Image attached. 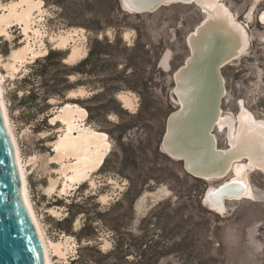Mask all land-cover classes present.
<instances>
[{
	"label": "rangeland",
	"instance_id": "374dc122",
	"mask_svg": "<svg viewBox=\"0 0 264 264\" xmlns=\"http://www.w3.org/2000/svg\"><path fill=\"white\" fill-rule=\"evenodd\" d=\"M13 1L0 0L4 6ZM44 2V16L37 18V28L43 34L38 39L37 36L32 39L42 45V49H48V53L50 50H61L67 59L71 47L55 48L51 38L74 28L85 29L86 38L77 43L84 46L88 54L95 40L116 42L121 37L124 42L115 44L114 54L123 59L117 69L107 66L103 73L71 76L74 88L65 99L51 98L47 102L49 107L45 108L48 110L43 113L38 111L36 104L27 106L21 103V99L29 94L33 86L41 89V80L34 75L40 67L35 61L46 55L27 60L14 77L9 76L4 64L9 62L14 49L25 45L26 35L22 27L13 24L8 28V35L0 36V71L5 99L26 166L32 203L47 237L53 242L65 243L69 249L68 255L63 258L52 253L53 263L107 264L98 249L104 253L110 251L119 238L132 240L150 235L159 240L174 230L175 223L189 222L186 230H190L193 222L209 225V238L213 244L208 248L210 254L219 259L218 264H264V174L249 172L256 198L226 201L228 211L221 214L205 205V194L212 185L217 187L232 179V173L209 183L187 173L181 162L162 150L168 118L178 107L172 99L173 74L189 56L187 37L204 21L203 10L195 5L182 4L135 14L125 11L121 0H118L117 6L120 10L114 8L113 0H68L65 10L53 3L47 4L46 0ZM223 2L247 26L252 38L247 55L223 69L227 87L223 110L236 114L238 103L244 100L257 117L264 119V25L259 20L264 12V0L257 4L255 0ZM252 8L254 18L250 21L247 15ZM6 10L1 8L0 16ZM99 28L102 30L96 31ZM30 33L34 35L32 31ZM166 52L171 56L169 67L165 70L161 68L160 61ZM113 56L104 57L105 66L113 64ZM126 57L135 59L134 65L124 75L127 82L109 83V79L117 78V74L125 70ZM141 79L144 83L138 81ZM113 85L120 86L115 92L119 105L110 101L109 88ZM81 90L85 91L84 96L71 95ZM121 93L131 96L134 103L131 108L125 107L120 100ZM97 94L103 95L101 100H91ZM40 102L38 100L37 104L43 107L44 103ZM64 102L79 104L85 109L98 105L112 109L107 115L98 116V120L91 119L90 114L86 120L90 129L106 133L111 143L105 167L93 174L91 180L73 184L65 192L62 191L65 177L57 172L62 168V162L54 159V142L64 131L60 123L52 124L50 118ZM119 125L132 128L123 140L127 153L120 149L116 140L120 133ZM216 133L219 146L226 149L228 145L224 134ZM157 148L166 157L158 155ZM64 161L75 163L74 158ZM52 179L59 180L54 192L49 189ZM141 186L145 190L132 206L133 192L129 194L128 190ZM161 189L166 192L164 195L160 193ZM90 196L94 199L88 200ZM73 202L84 203L87 215L80 214L74 224L72 219L60 225L59 221L73 216ZM100 213H105L103 222H100ZM86 216L95 218L94 227L98 228V240L94 242L96 249H86L88 243L80 244L74 234L82 227ZM128 259L132 262L135 256L131 255ZM160 264L183 262L176 256H168Z\"/></svg>",
	"mask_w": 264,
	"mask_h": 264
},
{
	"label": "bare ground",
	"instance_id": "6f19581e",
	"mask_svg": "<svg viewBox=\"0 0 264 264\" xmlns=\"http://www.w3.org/2000/svg\"><path fill=\"white\" fill-rule=\"evenodd\" d=\"M144 1L146 0H123V5L127 10L135 12ZM259 1L255 0V3L257 4ZM163 2L166 6L195 5L203 10L205 16L204 21L189 34L187 38L189 56L183 67L175 75L177 83L174 87V96L179 104V111H176L169 119L166 138L168 137L170 140L167 141L165 138L164 148L170 155L174 156L176 147L179 145L178 132L182 135V130L185 131L189 126L193 127V121L197 117L199 110L202 109L199 121L193 128L201 133H199L200 136L204 133L206 134L208 126L211 130L214 128L211 134H213L216 141L217 151L220 150V161L223 168L220 175L212 176L210 175L212 172L211 167L209 175L205 176L206 179L213 183L223 179L228 173H232V179L223 184L231 182V184L239 185L243 189L241 195H228L224 198L221 205H218L214 198L210 196L216 189L213 185L210 187L204 203L213 210L225 214L228 211L227 204H225L226 201H239L245 197L256 198L249 172L260 171L264 174V140L261 138L262 130L260 128V125L264 124V119L257 117L246 106L244 100L238 103L236 114L232 112L226 113L222 105L219 113L213 119L212 117L215 114L214 94L217 87L214 86L216 88L211 89V91H204L205 84L201 78L205 77L206 74L200 69V64L202 63L207 67L215 64L216 70H219L222 66L225 68L231 63H236L247 55L252 44V38L247 26L239 20L238 16L223 0H163ZM44 7V0H15L9 6H4L0 2V9H7L0 16V36L8 35V28L13 24L22 27L24 36L26 35L25 45L19 49H14L9 56V62L4 64L9 76L14 77L27 60L40 57L42 54H48V49H42V45H38L35 38V41L32 39L33 36H37V39L40 36L42 37V30L37 28V18L44 16ZM247 16L250 21H253L254 8L250 10ZM262 18H264V12L259 18L264 24V19ZM31 31L34 35L30 33ZM84 32L85 29L83 28H74L51 38L55 48L68 49L71 47L70 54L65 62L75 64L88 55L87 49L77 43L79 40L86 38ZM221 51L223 52L221 53ZM217 53H221L218 61L215 58ZM169 58L170 53H167L162 61L166 69L169 67ZM223 82L225 84L223 92L226 96L227 87L224 74ZM208 84L210 85V82ZM85 94V91L81 90L72 92L71 95L81 97ZM119 98L127 108H131L134 105L133 99L129 94L121 93ZM0 101L15 147L23 186V196L38 229L46 263L54 264L51 254L53 253L55 256L63 258L68 255L69 249L63 242L50 240L37 218L31 199L26 166L5 99V87L1 71ZM88 116V110L81 105L66 103L59 107L58 111L50 117L51 123H60L62 131H64V134L54 142L56 152L54 159L62 162V168L57 172L65 177L62 188L64 192L71 188L73 184H82L91 180L92 175L101 170L105 159L111 151V143L108 141L107 136L104 133L90 129L86 125ZM249 116L251 117L250 120L248 119ZM173 131H177V136L174 139H172ZM216 132L224 134L228 145L226 149L219 146ZM200 136L192 137L189 135V138L193 141H199V139L203 138V136L201 138ZM185 150L188 151L189 149L186 148ZM66 158H74L75 163H66L64 161ZM188 164L189 162H187ZM190 165L193 171L197 170L204 173L206 170L204 163H192ZM58 182L59 180H51L50 191H56ZM160 193L164 195L166 192L161 189ZM102 199L106 200V197L102 196Z\"/></svg>",
	"mask_w": 264,
	"mask_h": 264
},
{
	"label": "trees",
	"instance_id": "16d2710c",
	"mask_svg": "<svg viewBox=\"0 0 264 264\" xmlns=\"http://www.w3.org/2000/svg\"><path fill=\"white\" fill-rule=\"evenodd\" d=\"M68 0H46L47 4L53 3L57 6L66 9V2ZM115 5L114 8L120 10L118 6V0H113ZM102 30V28L97 29ZM116 42H111L109 39L95 40L93 47L91 48L88 56H86L81 61L75 64L66 63V55L61 50H50L49 53L42 58L36 59L35 63L39 64V68L35 71L34 75L37 79H40V88H35L33 86L32 90L29 91L28 95H24L21 99V103L25 105L36 104L37 109L40 112L45 113L49 107L47 103L51 98L58 97L59 99H65L67 93L74 88V85L71 82V76L76 74H82L84 76H89L94 73H103L106 71V67L110 66L113 68H118L120 61L123 59L116 56L115 49L116 45L119 43H124L122 38L117 39ZM126 49H128L126 47ZM113 56V64L105 66V56ZM135 59L126 57V68L124 71L117 74V78L113 77L109 79V83H117L123 81L127 82L124 78V75L129 67L134 65ZM137 61V60H136ZM157 63L155 64V68ZM112 69V68H111ZM144 83L143 79L138 80ZM37 83L33 84L36 85ZM120 89L119 85H113L109 88L111 91L110 101L114 104H118V101L115 97V92ZM103 95L97 94L91 98L93 101H99ZM44 103L43 107L37 102ZM65 103V102H64ZM89 111L91 119H97L98 116L107 115L112 109L108 106L98 105L96 108L86 107ZM120 109L123 108L120 106ZM47 118V117H45ZM120 133L116 138L119 143V147L125 153H127V146L124 144L123 140L128 136V131L131 130V127L125 125L117 126ZM104 133V132H101ZM106 134V133H104ZM112 134V132H110ZM107 135V134H106ZM157 154L163 157H166L163 153L157 148ZM169 159V158H168ZM172 161L171 159H169ZM108 161V156L105 159V163L102 168L105 167ZM101 168V169H102ZM147 183L145 182L144 186ZM141 186L140 188H130L128 193H132L131 205L136 202V200L142 196L145 187ZM94 199V196H90L88 200ZM200 206L202 204L199 201ZM84 203L73 202L71 207H73V216H68L62 221H59L60 225L63 222H70L73 219V224L76 218L85 213ZM87 215V214H86ZM101 217L100 222H103L102 219L105 217V213H100ZM85 221L82 227L78 232L74 233L80 244L82 242H87L86 249H96L97 245H94L97 242V227H94L95 218L86 216ZM189 222H177L174 225V230L170 233H167L165 238L156 240L150 235H143L141 237L133 238L129 240L127 238H119L115 241L113 248L108 252H102L98 249V252L107 260V264H160L161 260L168 256H176L183 262V264H218L219 259L217 256L210 254L209 245L213 244L212 239L209 238L210 227L207 223H192L190 230H186ZM116 227V226H115ZM116 230V229H115ZM114 230V231H115ZM118 231V230H116ZM206 237V238H204ZM208 238V239H207ZM82 249V248H81ZM131 255L135 256V260L130 262L128 257ZM84 261V260H81Z\"/></svg>",
	"mask_w": 264,
	"mask_h": 264
},
{
	"label": "water",
	"instance_id": "95a60500",
	"mask_svg": "<svg viewBox=\"0 0 264 264\" xmlns=\"http://www.w3.org/2000/svg\"><path fill=\"white\" fill-rule=\"evenodd\" d=\"M121 3L125 11L135 14L153 12L162 6H166L163 0H146L139 7V9H136L135 12H131L124 7L123 0H121ZM222 52L223 51H221V53ZM221 53L216 54L215 58L217 61L220 58ZM165 54L163 55L160 61L161 68H164L162 61L165 57ZM200 69H202V71L205 72L206 74V75L204 74L205 77L201 78V80H203L205 84L204 91L207 90L211 91V89L217 87L216 92L214 94L215 114L212 117L214 119L216 115L219 113L221 106L223 105V100L225 98V94L223 92L225 90V84L223 82V74H222L224 67L222 66L219 70H216L215 64H211V66L207 67L206 65L201 63ZM178 70L173 74L174 86L177 83V80L175 79V75L178 72ZM208 82H210V85L208 84ZM174 86L172 89V99L173 102L176 103L178 107L175 111L171 113V115L168 118L166 132L163 139L162 150L172 159L181 162L184 170L187 173L211 183L205 177L206 175H209V169L212 167L211 168L212 172L210 173V175L217 176L221 174L223 168L220 161V155H221L220 150L217 151L216 141L213 137V134H211V131H214V128L211 130L210 127L208 126L207 128L208 130L206 134L205 133L202 134L203 138H201L202 136H200L201 133L198 132V130H195V128H193L197 125L199 121V117L202 114L201 112L202 109L199 110L197 117L193 121L194 126L193 127L189 126L188 129L187 128L185 129V131L182 130V135L186 138H184L178 132V137H179L178 139L180 146L178 145L176 147L174 156L170 155L164 148V142L168 132L169 119L176 111H179L178 110L179 104L175 100L176 98L173 94ZM189 135H191L192 137L199 135L202 140L199 139V141H193L191 138H189ZM176 136H177V131H173L172 139H174V137ZM166 140L168 141L170 140V138L167 137ZM186 148H188L189 150L186 151L185 150ZM187 162H189L188 165ZM192 163L193 164L204 163L206 166V170H205L206 173L198 172L197 170L193 171L190 165ZM229 174L230 173H228L225 177H227ZM209 189L205 194V198ZM215 189L216 191L213 194H210V196L214 198V200L218 205L219 204L221 205L222 201L226 196L231 194L235 196L241 195L243 190L239 185H235V184L233 185L231 184V182H228L225 185L220 184L217 187H215ZM205 205L208 206L207 204ZM0 264H47L44 248L41 242L38 229L28 210V207L26 205L23 196V186H22L21 174L18 167L15 147L8 126L6 124L4 110L1 101H0Z\"/></svg>",
	"mask_w": 264,
	"mask_h": 264
},
{
	"label": "snow or ice",
	"instance_id": "6c2138e0",
	"mask_svg": "<svg viewBox=\"0 0 264 264\" xmlns=\"http://www.w3.org/2000/svg\"><path fill=\"white\" fill-rule=\"evenodd\" d=\"M221 10H223V9H221ZM230 15V14H229ZM262 19H264V18H262ZM248 119L250 120L251 119V117L249 116L248 117ZM260 128H261V138H262V140H264V124H261L260 125ZM237 183H239V182H237Z\"/></svg>",
	"mask_w": 264,
	"mask_h": 264
}]
</instances>
